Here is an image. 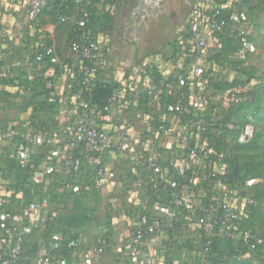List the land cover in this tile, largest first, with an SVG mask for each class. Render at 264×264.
Returning <instances> with one entry per match:
<instances>
[{
  "label": "built area",
  "instance_id": "1",
  "mask_svg": "<svg viewBox=\"0 0 264 264\" xmlns=\"http://www.w3.org/2000/svg\"><path fill=\"white\" fill-rule=\"evenodd\" d=\"M49 3V0H26V19L36 34L41 33V16ZM253 4H264V0H194L187 26L170 57V67L167 68L162 55L155 54L137 67L118 68L114 88L112 83H105V57L94 35L84 34L68 43V52L74 57L72 65L64 64L65 58L44 41L36 47L40 53L32 49L24 53L18 67L23 66L22 72L28 79L29 73L38 72L43 57L58 65L57 79L46 86L51 90L48 101L54 105L56 126L34 132L27 118L24 123L7 125L0 132V149L2 144L10 145L18 135L22 136L23 141L13 149L8 148L5 157L22 168L28 166L30 159L39 161L38 167L30 166L29 181L44 184L38 200L14 214L0 213V231L9 230L7 225L12 228L11 241L0 247L4 251L0 264L16 262L26 239L45 228L53 207L64 214L69 210L70 199L78 198L101 201L112 212L127 207L130 224L124 239L114 248L115 264L138 262L145 242L150 243L158 256L155 264H166V254L174 250L164 245L170 235L177 241L192 239L196 243L214 236L239 235L238 223L246 215L245 208L254 205L249 189L257 179L246 181L247 195L243 197L239 196L241 189L215 183L213 203L204 208L191 185H179L174 176L186 179L187 173L192 172L196 177L210 179L215 173L222 174V168L214 165L213 156L219 161L222 157L211 146L208 134H216L213 126L221 122L230 107L248 99L249 92L260 83L259 77L255 75L244 84L223 91L198 88L195 92L194 85L204 83L211 67L220 71L224 81L240 79L236 71L232 70L230 75L222 73L213 56L221 48L219 36H225L228 29L242 35L240 48L234 55L240 65L237 70L247 66L257 54L247 12V7ZM86 16L84 13L81 20L75 21L77 30L85 28ZM68 20L66 16L58 17L60 24ZM7 41L0 35V44ZM2 79H13V74L1 68ZM97 82L104 83L100 87L112 88L106 105L92 102L91 89ZM13 84L12 88L17 87V82ZM163 98L170 101L165 104ZM251 121L239 134L238 143H246L254 134ZM226 128L230 130L233 126L229 123ZM54 177L60 182L56 192L66 200L57 207L49 203V188L45 186L47 182L53 183ZM136 209L145 212L135 218ZM178 209L182 216L176 212ZM103 228L96 242L79 252L78 264H93L95 255L105 253L108 244ZM243 240L247 242L248 235L244 234ZM50 247L54 250L60 247L59 236L51 237ZM208 249L206 242L200 251ZM35 260L38 264H66L48 257L45 250Z\"/></svg>",
  "mask_w": 264,
  "mask_h": 264
},
{
  "label": "trees",
  "instance_id": "2",
  "mask_svg": "<svg viewBox=\"0 0 264 264\" xmlns=\"http://www.w3.org/2000/svg\"><path fill=\"white\" fill-rule=\"evenodd\" d=\"M49 1L50 3L45 11H50L57 32L64 30L70 31V42L75 41L84 34L95 35L97 29H109L113 22L111 8L117 6L119 3V0H84L81 3H76V0ZM100 7L101 10L99 9ZM84 13L87 15L84 19L86 22L85 28L77 30V26L74 23L75 21L81 20ZM72 14L76 15L74 23H70L69 20L64 24L58 23V17L60 15L69 17ZM230 35L232 36L230 37ZM241 38L242 35H240V33L231 32V30L228 29L225 36H219L221 48L216 51L213 56V61L216 65L223 67L227 64L233 71L238 73L240 79L224 81L220 78V71H218L216 67H211L206 73L205 81H203L204 83L194 85L195 92L198 88H201V90L212 88L217 91H223L235 85H242L247 82V80L255 77L253 74L246 73L247 66L241 67L238 70L236 69L240 65L235 60L234 55L240 48ZM175 44L176 42L174 46ZM46 45L49 46L50 43L46 42ZM37 52L40 53L41 50L38 49ZM71 63L72 62L67 59L64 60V64L72 65ZM38 67V76L31 85L33 88V95L32 98L28 100L29 102L26 106L28 109H31L28 120L34 132L48 131L56 126L54 105L48 101L51 90L47 89L46 86L54 83L57 79L58 65L49 63L48 57H43L42 63ZM1 68L0 66V69ZM48 71H52L53 74L49 75ZM9 72L13 74V79L0 80V86L2 88L12 87L14 82H17V85H19L20 82L24 80L22 75L15 74L13 71ZM214 76H217V79H214ZM258 80L260 83L249 92L248 99L239 105L230 107V109L224 113V118L221 122L213 126L216 134H208V138L212 144L211 146H213L215 152L222 157V160L219 161V158L217 159L213 156L214 165L216 164L218 167L222 168V174L215 173L210 179H205L203 177H196L192 172H188L186 177L187 180L182 177L174 176L175 181L179 185H191L204 208L213 203L211 198L212 195L217 192V185L215 184L217 182L221 185H227L234 190L239 191L241 189L242 191H240L239 196L243 197L247 195L244 188L246 181L249 179H257L258 182L249 189V195L254 203L264 198V143L261 142L262 136L256 133V121L260 116L259 104L264 95V73H262ZM103 84L104 83L97 82L94 84L93 89H91L92 102L99 106L101 105L97 103L95 95L97 89ZM12 95H14V93L9 90H0V98L12 97ZM87 95L88 94H86V96ZM163 99L165 104L170 101L169 98ZM5 104H8V101H6ZM251 120L254 122V134L246 143H238L237 138L239 134L247 125L252 124ZM25 121H22L20 124ZM229 123L233 128L227 130L226 126ZM7 125L1 126L0 132ZM22 141V136L18 135L15 141L10 143L9 148L13 149ZM4 159L6 170H2V168H0V170L4 173L8 172L6 175L11 176L13 181L6 187V191L8 192L0 197V213L6 212L14 214L19 208L38 200L37 198L41 195V188L44 184L35 185L29 181V174L31 172L30 166L33 165L34 168L38 167L40 165L39 161L30 159L28 166L22 168L12 159L8 157ZM190 180H192V183ZM59 183L58 178L54 177V182L47 185L49 188L48 201L51 205L56 207L66 201L63 195H59L56 192V188L60 186ZM70 202H73V206L67 213L60 214L56 210L49 216L48 223L42 230L40 239L41 242L44 243V248L48 257H54L56 260H63L66 264H71L73 254H77L86 249V247L80 244L78 229L84 224L96 219L95 209L87 207L82 198L75 200L70 199ZM255 208L256 206L254 205L246 206V215L238 223L237 232L239 235L235 237L219 238L214 236L205 242L199 240L196 243L192 239L177 241L173 239V235H170L169 241L165 242L164 245L169 248L174 247V250L166 254V264H186L188 258H193V256L189 255L192 253L195 254V252H199L196 257L206 264H264V235L260 229L254 227V222H252ZM176 212L180 216L183 215L181 209L176 210ZM196 212L197 214H201L199 211ZM180 225L177 227H180ZM6 229L9 230L3 231L6 236L5 239L11 241L12 228H9V225H7ZM103 230V235L107 238L110 233L108 224L104 226ZM244 234L248 235L247 242L243 240ZM52 236L60 237V247L56 250L50 247ZM28 240L27 238L23 243L22 252L14 264H26L37 257L39 249L38 243H29ZM206 242L209 246L208 251H200L202 244ZM71 243H75V246L70 245ZM246 249L255 252L254 260L238 258V255ZM193 259L195 261V257ZM182 261L185 262L181 263Z\"/></svg>",
  "mask_w": 264,
  "mask_h": 264
},
{
  "label": "crops",
  "instance_id": "3",
  "mask_svg": "<svg viewBox=\"0 0 264 264\" xmlns=\"http://www.w3.org/2000/svg\"><path fill=\"white\" fill-rule=\"evenodd\" d=\"M183 1L184 3L188 2V0H119L118 5L111 8L113 22L110 28L107 30L97 29L94 35L100 42L105 57V83L116 84L113 79L116 77V70L118 68L128 70L137 67L147 58L155 54L162 55L167 61V68L170 67V57L175 51L174 43L180 38L181 33L187 26L188 14L186 17L180 14ZM99 9L101 10V7ZM247 12L252 25V32L257 35L255 43L257 49H259L260 43L264 40V18L263 24L257 23L256 19L259 15L264 17V5H249L247 7ZM250 15L255 17V19H251L252 16L250 17ZM75 19L76 15L72 14L69 16L70 23H74ZM41 24V33L36 34L31 29L26 19V0H0V35L8 39L4 45L2 43L0 44V66L3 69L25 76V72H22L23 66L19 68L18 64H20L24 53L28 52L30 49H32L34 53H37L38 49L36 47L42 41H44V43L49 42L58 56L71 62L74 60V57L68 52V43L71 39L70 31L64 30L57 32L53 24V17L50 15L49 10L43 12ZM36 74L37 73L33 71L29 73V79L27 78L28 75L25 76V79L23 78L24 80H22L17 87L2 88L0 86V90L6 89L14 93V95H12V97H14V106L9 113L5 112L7 114L5 116L1 113L11 108H8V104H5L6 98H0V127L7 124L12 125V123L15 125L20 124L29 117L31 109H23V104L26 103L27 105L29 102L28 100L32 98L33 88L31 85L36 78ZM257 76L261 77V74L258 73ZM9 147L10 145L7 144L1 145L0 168H2V170H6L4 152ZM2 170H0V197L8 192L6 191V187L13 181L11 176L6 175L8 172L4 173ZM90 200L94 199L89 198L86 199V201L84 200L86 206L94 208L96 214L98 211L99 216H101L100 214L104 210L106 211V216L102 215L100 221H96L98 225L95 231L88 234L86 233V229L93 224V221L84 224L78 229L80 244L84 247L94 244L101 234L99 232L101 226L104 227L108 224L110 233L107 237V249L104 254L94 256L93 264H115L116 255L114 248L124 239L130 224V220L126 218L127 207L124 206L122 210L119 209L112 212L108 211V207H104V203L100 201L98 205L102 206L96 209V207L90 204ZM51 211L54 213L56 208L53 207ZM67 212L68 211L65 213ZM134 212H136L134 217L137 218L138 215L140 216L143 214L145 210L136 209ZM97 216L96 218H98ZM119 228L125 229L124 234H122L123 238L121 234L117 237V229ZM40 233L42 232L38 234ZM5 238L6 236L4 233L0 231V247H4V244L8 242V239ZM28 241L29 243H38L39 249L37 254L45 250L44 243H42L41 240L33 241L30 237ZM141 250L142 256L138 262L129 264H155L158 256L150 246V243L145 242L141 246ZM3 253L4 251L0 248V254ZM189 256L195 257L194 264H206L196 257V253H192ZM79 261L80 254H73L71 264H78ZM26 264L38 263L35 258H33Z\"/></svg>",
  "mask_w": 264,
  "mask_h": 264
},
{
  "label": "rangeland",
  "instance_id": "4",
  "mask_svg": "<svg viewBox=\"0 0 264 264\" xmlns=\"http://www.w3.org/2000/svg\"><path fill=\"white\" fill-rule=\"evenodd\" d=\"M194 0H188L187 3H184L181 5V15H184V17H186V15L189 12L190 6L192 5ZM252 15H250L251 17ZM255 19V17H251V19ZM263 16L259 15V17H257L256 22L263 24ZM255 34V35H254ZM254 37H255V41L257 40V35L256 33H254ZM256 44V43H255ZM230 55V54H229ZM225 67H220V70H222V73H225L226 75H230L232 72V68L230 66H228L227 64H225ZM246 73H250L253 75H257L258 73L262 75V73H264V40L260 43L259 45V49H257V54L254 55L253 57L250 58V60L248 61L247 64V68H246ZM25 92V91H24ZM13 98L14 97H6V101H8V108H11L9 110H5L3 113V116L7 115L5 112H8L12 110L13 108ZM23 109H26L27 105L26 103L23 104ZM259 110H260V116L258 117L257 121H256V133H259L262 137H261V142L264 143V95L261 99V102L259 104ZM237 119V118H236ZM7 124V123H6ZM3 176V175H2ZM49 185V183L47 182L45 184V186ZM208 191V190H207ZM90 204L93 207H96V209L101 208L100 206L102 205H98L99 203L94 201V200H90ZM73 206V202H70L68 205V208H72ZM254 206H256L255 211H254V217L252 218V222H254V227L257 229H260L261 232L264 235V198L258 200L257 202L254 203ZM98 215V211L96 216ZM101 216H97L98 218H96L92 223V225L90 227H88L86 229V233H90L92 231H95L97 229V222L96 221H100L102 215L106 216V211H102ZM106 221V220H103ZM125 229L124 228H119L117 229V237H119V235L124 234ZM184 229L181 230V232H183ZM39 232H36L33 236H31L33 241H39L41 239V234H38ZM183 234H185V237H188L186 234V232ZM123 238V235H122ZM238 258L240 259H247V260H254L255 259V252L250 250V249H246L245 251H243L242 253H240L238 255ZM185 261H182L181 263H183ZM195 261L193 258H188L186 260V264H194Z\"/></svg>",
  "mask_w": 264,
  "mask_h": 264
},
{
  "label": "water",
  "instance_id": "5",
  "mask_svg": "<svg viewBox=\"0 0 264 264\" xmlns=\"http://www.w3.org/2000/svg\"><path fill=\"white\" fill-rule=\"evenodd\" d=\"M116 87L113 85V88ZM112 94V88L110 87H100L96 92V101L100 105H106Z\"/></svg>",
  "mask_w": 264,
  "mask_h": 264
}]
</instances>
